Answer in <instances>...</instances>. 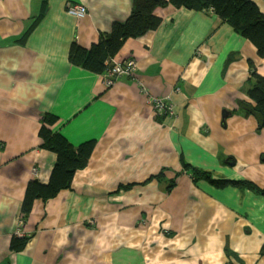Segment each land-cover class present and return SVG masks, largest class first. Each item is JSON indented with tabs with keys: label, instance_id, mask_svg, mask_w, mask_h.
<instances>
[{
	"label": "crops",
	"instance_id": "obj_1",
	"mask_svg": "<svg viewBox=\"0 0 264 264\" xmlns=\"http://www.w3.org/2000/svg\"><path fill=\"white\" fill-rule=\"evenodd\" d=\"M132 8L0 0V264H264V127L240 105H254L264 58L222 16L168 3L110 58H135L144 90L126 75L108 87L70 51L102 43ZM168 94L176 113L157 116L149 97ZM51 115L74 147L95 146L69 187L33 201L27 242L11 250L30 182L48 183L57 161L40 134ZM185 163L255 187L194 179Z\"/></svg>",
	"mask_w": 264,
	"mask_h": 264
},
{
	"label": "trees",
	"instance_id": "obj_2",
	"mask_svg": "<svg viewBox=\"0 0 264 264\" xmlns=\"http://www.w3.org/2000/svg\"><path fill=\"white\" fill-rule=\"evenodd\" d=\"M168 3L190 10L211 11L222 16L237 33L250 40L255 45L259 57L264 58V13L253 0H133L130 16L124 22H115L110 35L107 38L104 37L102 43L91 50L74 44L70 51L71 62L92 71L104 72L113 62L110 58L118 53L126 39L143 35L159 26L161 18L155 10L158 6ZM252 76L255 83L249 88L248 95L254 108L261 113L262 127H264V76L258 74L255 68L252 70ZM57 121L58 118L52 115L44 117V124L40 131L43 145L57 153V161L48 183H41L38 180L30 182L22 207L25 219L35 199L47 200L70 186L76 171L88 165L95 146V141L90 140L74 147L65 136L51 130L50 126ZM184 167L191 172L194 179L206 178L218 184L230 181L242 187H255L245 181L212 179L210 171L188 163H185ZM160 175L156 177L161 178ZM259 191L264 193V189ZM26 242V237L14 236L11 241V250L22 249Z\"/></svg>",
	"mask_w": 264,
	"mask_h": 264
},
{
	"label": "built area",
	"instance_id": "obj_3",
	"mask_svg": "<svg viewBox=\"0 0 264 264\" xmlns=\"http://www.w3.org/2000/svg\"><path fill=\"white\" fill-rule=\"evenodd\" d=\"M68 12L75 16L78 19H82L86 17L88 14V7L81 3H70L68 5ZM137 71V60L135 58H127L124 61H113L105 70L106 72V85L108 87L112 86L115 79L126 75L132 78L133 81L141 84L142 89L144 87L140 82V79L136 75ZM150 102L154 106L155 112L157 116L160 117H171L175 115L176 108L175 104L172 102V96L170 94L164 97H149ZM25 219L24 217L19 219L18 226L15 230L14 236L24 238L27 234L24 231Z\"/></svg>",
	"mask_w": 264,
	"mask_h": 264
},
{
	"label": "water",
	"instance_id": "obj_4",
	"mask_svg": "<svg viewBox=\"0 0 264 264\" xmlns=\"http://www.w3.org/2000/svg\"><path fill=\"white\" fill-rule=\"evenodd\" d=\"M240 105L247 109L248 111H250L258 120L260 125L262 126V121H263V117L261 115L260 112H258L255 108L254 105H252L251 103H246V102H241ZM226 114V113H225Z\"/></svg>",
	"mask_w": 264,
	"mask_h": 264
}]
</instances>
